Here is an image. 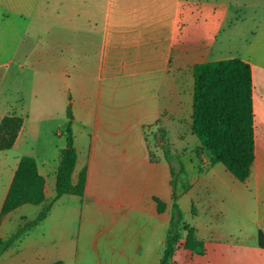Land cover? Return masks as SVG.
Masks as SVG:
<instances>
[{"label": "crops", "instance_id": "obj_1", "mask_svg": "<svg viewBox=\"0 0 264 264\" xmlns=\"http://www.w3.org/2000/svg\"><path fill=\"white\" fill-rule=\"evenodd\" d=\"M185 4L191 5L184 11L188 23L181 39L180 11ZM217 8L221 22L211 54H220L215 45H225L227 30H232L241 49L237 58L252 69L255 159L244 183L222 164H211L210 154L203 165L194 160L184 163L185 188L178 204L190 198L192 223L187 224L195 228L205 251L197 255L179 247L172 260L174 264L178 258L183 264H264V249L258 245V232L264 233V0H0V122L15 104L12 96L21 103L18 112L27 110L28 96L34 103L48 100L46 55L51 43L61 53L71 52V90L65 89L69 77L63 66L59 72L64 88L59 86L56 97L59 94L63 101L65 96L66 107L69 97L72 103L77 151L73 182L83 169L87 173L83 198L75 196L81 206L74 208L73 215L82 219L86 213L87 220L98 224L96 251L98 234L104 231L112 251L132 257L131 262L138 264L136 257H143L147 264H158L163 255L173 217L171 169L164 157L149 159L143 127L170 116L176 102L186 96L190 102L195 64L222 60L190 62L203 53L202 25L208 21V9L213 15ZM229 58L235 56L225 57ZM23 70L32 71L33 79L20 88L16 81L22 83ZM30 111L14 146L0 151L1 207L23 156L35 158L45 182V198L55 196L56 170L66 144L59 147L57 162H39L36 152L17 151ZM153 197L166 204L163 213L157 212ZM229 226L234 230H227ZM111 230L127 231L131 241L126 238L123 243L125 252L115 248L117 234L110 235ZM56 261L64 264L62 259Z\"/></svg>", "mask_w": 264, "mask_h": 264}, {"label": "rangeland", "instance_id": "obj_2", "mask_svg": "<svg viewBox=\"0 0 264 264\" xmlns=\"http://www.w3.org/2000/svg\"><path fill=\"white\" fill-rule=\"evenodd\" d=\"M186 5L190 6L191 4H185V7L180 11L179 34L181 35V39L184 38L186 23H188L184 20V17H187L186 12H184ZM220 13L221 10L217 8L212 15V12L208 9V21L205 23V26L202 25L201 29V35L204 37L203 41H205L204 49H206H203L202 54L196 55V58L193 57L190 60L191 63L211 58L225 59V57L231 56L237 58L240 54L239 51L241 49H238L240 48V45L235 39L232 30H229V32L227 30L225 45L222 42L215 45V50L217 46L221 48L220 54L212 55L210 52L211 44L214 42L215 36L219 32V24L221 22L219 21L221 18L219 17L221 15ZM194 31L196 32V30H193L192 32ZM47 40L53 42L54 38L52 39V37H49ZM61 50V48H56L54 43H51L46 55L48 61L46 82L48 100L42 103H34L29 101L28 96L25 105V108L27 110L30 109L31 111L29 117L25 119L27 127L26 134L22 137L20 148L17 151H21L23 154L27 155H32L36 152L39 162L43 159L49 160L50 162L55 160L54 162H57L59 147L66 144L65 130L67 116L65 96L63 97V101H61V96L59 94H57L58 96L56 97V90L59 91V86L64 88V84H61V80H64V78L59 72L63 70H60L63 66L67 69L69 77L68 85H65V89L67 88L69 92L71 90V52L70 50L64 49L61 53ZM33 60L34 58H32V61ZM17 70L20 69L17 68ZM24 74L25 76L22 79V83L16 81L17 86L19 84L20 88H23L24 84L28 85L29 80L33 79L32 71L23 70V75ZM11 80H13V78L9 77V81ZM28 88L29 87L26 89L28 90ZM188 88L189 87L186 83L183 86L185 96ZM17 97V95H15V97L12 96V100L14 99L13 103L15 102V104L11 105L12 109L9 112L10 114L13 113L17 116L22 115V118H26L27 110L24 112H18L21 103H18L16 100ZM189 103L192 104V98L189 102V99L186 96L184 101L176 102L175 111L171 113L170 116H162L158 122L143 127L145 147L149 159L152 162L164 157L163 147L165 145H167V148L171 151L172 156L180 158L183 163H190V160H194L203 165L208 159L209 153L201 148L198 138L191 133ZM44 110L46 112L48 110V117L44 116ZM158 128L165 129L166 133L164 134V139H161V136L163 135L158 131ZM58 132H61V136L58 135ZM197 152L199 153V156L197 155ZM219 166L223 167L222 165ZM173 167L176 172L179 171V166L175 161L173 162ZM184 176V174L176 176L177 191L179 195H181L185 188ZM154 198L155 197H153V201L155 202ZM53 199L54 197L48 198L44 203L45 207L50 206V211L48 213L49 216L47 215V217L39 222L37 226L28 229V232H26V235L20 241L4 252H1L0 250V264H49L61 259L64 261V264H137V262H131L128 260L132 257H124L122 254L113 252L111 249V243L107 242L108 235H105L104 231H101L102 236L98 234V239H100L97 244L98 251L94 249L93 243L95 241V234L96 232L100 233V230H97V223L87 220L86 213H83L84 217L82 219L77 217V214L73 215L74 208H79L81 206L78 197H75L74 195H65L62 200L58 199L56 202H53ZM1 202L2 195L0 191V208ZM155 205L157 209L156 202ZM179 205L183 213V221L185 223H192L190 198H183ZM41 209V205L35 206L26 204L24 208L16 209L4 216L0 221L1 237L6 239L14 234L25 223L35 220ZM22 214H24L26 218H22ZM238 222L239 221L236 220L235 224H238ZM227 230H234L233 226H229ZM113 232L117 234L116 241L114 242L115 248L125 252L126 246L123 243L126 241L127 231L111 230L109 234L111 235ZM128 240L131 241V239ZM182 241L183 239L181 242ZM136 258L138 264H147L146 261H143V257ZM172 258L170 264H174ZM56 262L61 264L60 261ZM176 264H183V259L178 258Z\"/></svg>", "mask_w": 264, "mask_h": 264}, {"label": "trees", "instance_id": "obj_3", "mask_svg": "<svg viewBox=\"0 0 264 264\" xmlns=\"http://www.w3.org/2000/svg\"><path fill=\"white\" fill-rule=\"evenodd\" d=\"M192 75L194 84L190 116L191 133L198 138L201 148L210 154L211 164H222L235 179L244 183L250 177L255 159V114L251 66L240 58L200 62L192 67ZM66 116V145L61 150L56 170L53 202L64 195L83 198L85 193L86 169L78 174L76 182H73L72 178L77 162V151L74 147L72 130L74 117L70 97ZM23 124V118L13 113L2 118L0 151L14 146ZM160 132L163 135L161 139H164L165 131L160 130ZM163 148V156L171 169L173 217L166 232L164 252L158 264H170L172 256L179 247L202 255L205 244L197 237L195 228L183 221V213L178 204L176 176L185 173L184 163L180 158L172 156L167 145ZM197 155L199 156L198 152ZM174 161L179 166L178 172L173 167ZM44 188L45 182L39 174L35 158L23 156L0 209V221L4 216L26 204L41 205L42 209L35 220L25 223L8 238H0L1 252L20 241L28 229L37 226L48 215L50 206L44 205L46 200ZM154 200L157 211L164 212L166 204L156 197ZM258 245L264 249L262 231L258 232Z\"/></svg>", "mask_w": 264, "mask_h": 264}]
</instances>
